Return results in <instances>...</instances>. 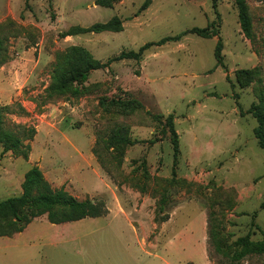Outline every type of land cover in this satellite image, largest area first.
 Segmentation results:
<instances>
[{"label": "rangeland", "instance_id": "obj_1", "mask_svg": "<svg viewBox=\"0 0 264 264\" xmlns=\"http://www.w3.org/2000/svg\"><path fill=\"white\" fill-rule=\"evenodd\" d=\"M143 1L0 0V71L21 72L8 78L11 100H0L8 107L0 131H35L19 148L0 142V200L20 194L37 163L52 187L79 200L101 197L108 209L60 224L33 219L0 236V264H228L210 229L227 252L240 236L262 238L264 148L249 109H264V0H245L251 38L234 0H150L140 10ZM113 17L118 31L64 34ZM146 43L139 57L114 58ZM72 48L103 64L82 82L67 79L78 94L49 88L55 67L70 69ZM168 116L178 140L173 182ZM164 191L168 219L160 221ZM238 264H264V254Z\"/></svg>", "mask_w": 264, "mask_h": 264}, {"label": "trees", "instance_id": "obj_2", "mask_svg": "<svg viewBox=\"0 0 264 264\" xmlns=\"http://www.w3.org/2000/svg\"><path fill=\"white\" fill-rule=\"evenodd\" d=\"M114 0H96L100 5L109 4ZM237 8V16L240 28L245 37L251 38V19L245 0H234ZM150 4V0H144L140 5V10L146 9ZM122 27L121 21L117 17H113L105 23H94L89 27H71L64 34H76L87 31L114 30L118 31ZM190 32H194L202 37L215 35V30L209 28L193 27ZM184 33L176 36H165L158 41L161 44L167 40H177ZM1 44V40H0ZM149 46V43L142 45L137 52L121 53L114 57L122 58L125 56L139 57L143 50ZM0 45V51H1ZM214 57L217 63L222 64L221 58V41L217 39L214 48ZM70 69L65 67H55L56 73L49 88L65 90L69 88L72 94H78L80 89L77 86L67 87L66 82L70 77L71 80L82 82L86 80L88 71L95 69L103 64L91 58V56L81 48H72V54L67 56ZM6 54L0 55V64L5 63ZM8 108L7 105L0 106V122L2 119L1 111ZM249 112L253 114L257 121L253 132L257 139L258 145L264 148V109L258 105L250 107ZM170 125V140L172 144V182L175 180V167L177 164L178 140L177 135L172 127L171 116H168ZM35 134L34 129L28 130L22 137H17L9 129L0 131V142L8 144L7 148H19L23 140H31ZM22 151V157L27 159L29 147ZM169 204L167 193L164 191L157 201V213L155 219L165 221L168 219L166 206ZM260 207H264V201ZM108 213L105 200L101 197L85 198L79 200L66 191L62 186L59 188L52 187L50 182L44 177L42 171L37 165L30 166L23 176L21 184V192L15 196H9L0 200V236H12L21 232L26 225L33 219L44 215L48 222L60 224L70 221L80 220L85 217H98ZM158 216V217H157ZM210 238L213 239L214 250L217 253L226 256L229 260L228 264H238L248 255L264 254V232L262 238L257 241L249 240L248 235L238 237L234 242L231 252L224 249L219 237L209 230Z\"/></svg>", "mask_w": 264, "mask_h": 264}, {"label": "crops", "instance_id": "obj_3", "mask_svg": "<svg viewBox=\"0 0 264 264\" xmlns=\"http://www.w3.org/2000/svg\"><path fill=\"white\" fill-rule=\"evenodd\" d=\"M1 69L5 71H0V100L7 103L11 100V97L13 95L12 92L15 89V85L10 82L8 78H13V76H17L19 75V73L21 74V72L17 70L9 71L6 66H1ZM34 164L37 165V163Z\"/></svg>", "mask_w": 264, "mask_h": 264}]
</instances>
